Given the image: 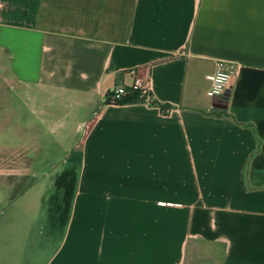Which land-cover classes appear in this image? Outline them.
<instances>
[{"label": "crops", "instance_id": "0c3cea01", "mask_svg": "<svg viewBox=\"0 0 264 264\" xmlns=\"http://www.w3.org/2000/svg\"><path fill=\"white\" fill-rule=\"evenodd\" d=\"M0 47L20 157L76 175L62 236L0 264H264V0H0ZM133 69L155 105L107 104Z\"/></svg>", "mask_w": 264, "mask_h": 264}, {"label": "rangeland", "instance_id": "374dc122", "mask_svg": "<svg viewBox=\"0 0 264 264\" xmlns=\"http://www.w3.org/2000/svg\"><path fill=\"white\" fill-rule=\"evenodd\" d=\"M18 92L19 85L11 70L9 56L0 47V239H59L63 231L51 229L50 222L63 226L71 211L70 206L67 216L65 192L60 189L54 192L53 188L54 178L62 165L35 167L20 155ZM17 245L14 242L13 247ZM33 248L25 246V252L20 248L13 255L28 254Z\"/></svg>", "mask_w": 264, "mask_h": 264}, {"label": "built area", "instance_id": "2783aa9c", "mask_svg": "<svg viewBox=\"0 0 264 264\" xmlns=\"http://www.w3.org/2000/svg\"><path fill=\"white\" fill-rule=\"evenodd\" d=\"M237 65L225 61H217L212 72L206 74L209 87L206 94L210 98L225 97L231 88L232 78ZM130 81L112 85L106 91L105 102L107 104L141 103L155 105L152 93L151 79L145 76L140 69L128 72ZM88 124L84 130L87 132Z\"/></svg>", "mask_w": 264, "mask_h": 264}, {"label": "trees", "instance_id": "16d2710c", "mask_svg": "<svg viewBox=\"0 0 264 264\" xmlns=\"http://www.w3.org/2000/svg\"><path fill=\"white\" fill-rule=\"evenodd\" d=\"M55 187L56 189L63 190L65 192L64 200L66 199V207H67V216H68V209L71 206V200L73 197V192L75 189L76 184V175L74 170H65L61 174H59L55 179Z\"/></svg>", "mask_w": 264, "mask_h": 264}]
</instances>
